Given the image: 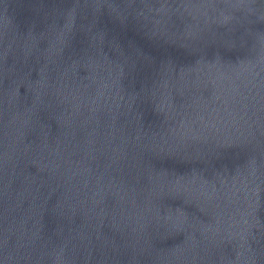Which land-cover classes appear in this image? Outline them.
<instances>
[{
	"label": "water",
	"instance_id": "water-1",
	"mask_svg": "<svg viewBox=\"0 0 264 264\" xmlns=\"http://www.w3.org/2000/svg\"><path fill=\"white\" fill-rule=\"evenodd\" d=\"M0 264H264V0H0Z\"/></svg>",
	"mask_w": 264,
	"mask_h": 264
}]
</instances>
